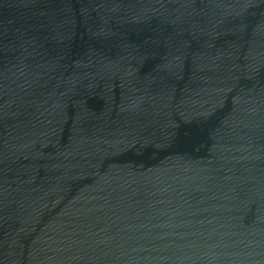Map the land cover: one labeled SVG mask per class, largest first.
<instances>
[{
	"label": "water",
	"instance_id": "water-1",
	"mask_svg": "<svg viewBox=\"0 0 264 264\" xmlns=\"http://www.w3.org/2000/svg\"><path fill=\"white\" fill-rule=\"evenodd\" d=\"M0 264H264V0H0Z\"/></svg>",
	"mask_w": 264,
	"mask_h": 264
}]
</instances>
